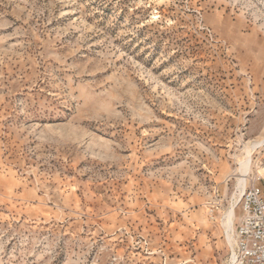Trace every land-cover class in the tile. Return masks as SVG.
<instances>
[{
  "label": "rangeland",
  "instance_id": "obj_1",
  "mask_svg": "<svg viewBox=\"0 0 264 264\" xmlns=\"http://www.w3.org/2000/svg\"><path fill=\"white\" fill-rule=\"evenodd\" d=\"M251 186L264 0H0V264H232Z\"/></svg>",
  "mask_w": 264,
  "mask_h": 264
},
{
  "label": "built area",
  "instance_id": "obj_2",
  "mask_svg": "<svg viewBox=\"0 0 264 264\" xmlns=\"http://www.w3.org/2000/svg\"><path fill=\"white\" fill-rule=\"evenodd\" d=\"M241 217L233 236L232 264H264V190H244Z\"/></svg>",
  "mask_w": 264,
  "mask_h": 264
},
{
  "label": "bare ground",
  "instance_id": "obj_3",
  "mask_svg": "<svg viewBox=\"0 0 264 264\" xmlns=\"http://www.w3.org/2000/svg\"><path fill=\"white\" fill-rule=\"evenodd\" d=\"M244 168H246V166H245ZM244 181H245V180H244ZM244 181H243V180L241 181V183H240L241 186L244 185ZM243 188H244V187H243ZM241 189H242V187H241ZM245 189H246V188L242 189L243 192H244ZM242 190H241V191H242ZM243 192H242V194H241V196H240V199H239L238 205H239V203H240V200H241V197H242V195H243ZM226 217H227V216H226ZM227 218H228V220H226V221L231 225V221H232V218H233L232 211H231L230 213H228V217H227ZM226 221H225V222H226ZM227 222H226V223H227ZM226 223H225V224H226ZM227 226L229 227V225H227ZM228 227H227V229H228ZM228 236H229V235H228ZM228 238H229V237H228ZM229 240H230V238H229Z\"/></svg>",
  "mask_w": 264,
  "mask_h": 264
}]
</instances>
